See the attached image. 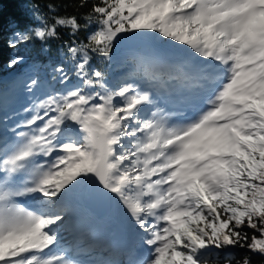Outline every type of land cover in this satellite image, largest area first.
Instances as JSON below:
<instances>
[{"label":"snow or ice","instance_id":"obj_1","mask_svg":"<svg viewBox=\"0 0 264 264\" xmlns=\"http://www.w3.org/2000/svg\"><path fill=\"white\" fill-rule=\"evenodd\" d=\"M61 7L35 5L38 24L8 45L67 31L80 83L68 87L57 68L63 91L25 107L22 124L0 119V264L264 261V0H75L70 15ZM121 50L134 55L110 85L90 53L112 63ZM24 61L17 54L8 67ZM169 97L186 111L169 110ZM102 201L126 242L99 235ZM241 249L249 255L238 261Z\"/></svg>","mask_w":264,"mask_h":264},{"label":"trees","instance_id":"obj_2","mask_svg":"<svg viewBox=\"0 0 264 264\" xmlns=\"http://www.w3.org/2000/svg\"><path fill=\"white\" fill-rule=\"evenodd\" d=\"M47 2L48 0H0V89H7L8 91L11 86L10 82H14L18 77L19 79L24 78L26 82H29V78H36L41 82L40 87L34 93L27 91L25 83L14 94H9L6 91L7 106L5 111H7L8 117H4L3 113H0V119H3L7 125L11 124L10 121L13 119L18 118L19 113L25 107H31L34 100L38 101L54 90H64V85L59 82L60 75L55 69L63 68L64 72L68 73L71 81L68 87H74L80 83L73 71V60L67 52L69 39L67 31L61 29L58 38L47 41L32 40L26 44L18 45L15 49L8 46L9 42L14 40V32H23L38 24L36 16L39 13L34 12V6L39 4L43 9ZM54 2L64 6L59 10L60 15L75 14V0H54ZM85 35L86 33H81L79 40L86 43ZM17 54L23 55L25 61L15 68H9L8 61ZM90 56L91 67L104 71L110 85H115L120 82L116 76L118 77L123 70L127 69L126 60L131 59L133 52L121 50L120 58L112 63H108L91 53ZM26 118L23 117L20 120L24 121ZM246 255H249L247 250L241 249L236 259L242 260ZM253 264H264V261L254 259Z\"/></svg>","mask_w":264,"mask_h":264},{"label":"rangeland","instance_id":"obj_3","mask_svg":"<svg viewBox=\"0 0 264 264\" xmlns=\"http://www.w3.org/2000/svg\"><path fill=\"white\" fill-rule=\"evenodd\" d=\"M133 55H134V53H133ZM127 75V72H126V70H123L120 74H119V76H118V80L119 81H121L125 76ZM14 82H17V86H15V87H13V88H9V90L7 91L9 94H14V93H16L18 90H20V88L22 87V85L24 84V83H26V81H25V79L24 78H20L19 79V77L18 78H16L15 80H14ZM6 93V92H5ZM27 113H25L24 111L23 112H21L20 113V117H18V118H21L22 116H24V117H27V116H25ZM14 120H16V122H18V119H14ZM13 120V121H14ZM23 122H21V124H22ZM9 127L11 126V127H13L14 125L13 124H11V125H8ZM83 242L85 243V241L83 240Z\"/></svg>","mask_w":264,"mask_h":264},{"label":"water","instance_id":"obj_4","mask_svg":"<svg viewBox=\"0 0 264 264\" xmlns=\"http://www.w3.org/2000/svg\"><path fill=\"white\" fill-rule=\"evenodd\" d=\"M103 204H104V205H107L108 207L105 208L106 211H104L102 214H104L105 212H107V211L109 210V208H110V207H109L110 204H109L107 201H104Z\"/></svg>","mask_w":264,"mask_h":264}]
</instances>
